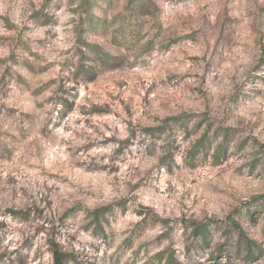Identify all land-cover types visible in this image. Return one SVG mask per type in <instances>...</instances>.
<instances>
[{"label":"rangeland","instance_id":"374dc122","mask_svg":"<svg viewBox=\"0 0 264 264\" xmlns=\"http://www.w3.org/2000/svg\"><path fill=\"white\" fill-rule=\"evenodd\" d=\"M56 246L264 264V0H0V264Z\"/></svg>","mask_w":264,"mask_h":264},{"label":"trees","instance_id":"16d2710c","mask_svg":"<svg viewBox=\"0 0 264 264\" xmlns=\"http://www.w3.org/2000/svg\"><path fill=\"white\" fill-rule=\"evenodd\" d=\"M142 3V1H141ZM108 208H106L107 210ZM105 212V209H98L95 211V218L97 219L98 222H100V216L103 215ZM235 225V223H234ZM194 231L197 234H204V237L206 236V232H208V228L207 225H203V224H194ZM53 256H54V264H65V256L66 254L64 252H62L57 246L55 248H53Z\"/></svg>","mask_w":264,"mask_h":264}]
</instances>
